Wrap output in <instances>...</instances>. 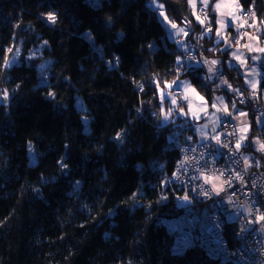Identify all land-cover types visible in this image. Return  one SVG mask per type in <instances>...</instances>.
Segmentation results:
<instances>
[{"label": "trees", "instance_id": "obj_1", "mask_svg": "<svg viewBox=\"0 0 264 264\" xmlns=\"http://www.w3.org/2000/svg\"><path fill=\"white\" fill-rule=\"evenodd\" d=\"M153 1L0 0V264H220L200 247L171 254L163 222L194 199L167 176L182 148L205 137L177 115L163 121L160 90L187 79L211 102L220 93L231 105L222 77L249 88L212 34V4L201 44L203 56L220 61L215 91L204 67H186ZM158 1L171 22H190L189 46L202 28L189 0ZM237 1L249 30L264 27V0ZM258 89L264 94V66ZM241 107L251 118L241 153L264 167L253 142L264 126ZM225 228L234 245L236 224Z\"/></svg>", "mask_w": 264, "mask_h": 264}, {"label": "built area", "instance_id": "obj_2", "mask_svg": "<svg viewBox=\"0 0 264 264\" xmlns=\"http://www.w3.org/2000/svg\"><path fill=\"white\" fill-rule=\"evenodd\" d=\"M207 15L209 16V7H204L197 0V16L204 21L201 32L212 25ZM182 24L192 29L187 19H183ZM240 33L237 40L242 44ZM184 50L187 68L199 64L203 66L204 51L201 38L195 36ZM203 80L211 85V78L207 72L203 75ZM174 92L177 97L183 95L180 89ZM233 99L240 106L251 107L257 119L264 120V94L258 89L238 91L233 95ZM221 115L222 124L215 134L220 135L221 142L217 143L212 138L215 136L213 135L205 137L203 141L185 145L175 172L167 176V184L182 190L184 197L194 199L192 206L180 217L166 219L163 222L174 237L171 251L176 255H182L188 248L200 247L211 259L220 264H264V245L258 236V231L264 230V221L257 219L264 215V167H259L254 158L243 156L239 132L234 121L224 108L221 109ZM262 125L264 126V123ZM263 139L264 137H261L262 144ZM237 142H240L239 149L235 147ZM257 149L259 155H264V150ZM221 172L224 173L223 176H220ZM237 173L242 180L236 178ZM205 177L210 178L208 182ZM229 180L231 186L226 183ZM205 192L208 194L205 195ZM242 206H247L250 213L230 222L237 227L234 231L236 243L233 245L226 234L225 224L229 222L227 216L239 212Z\"/></svg>", "mask_w": 264, "mask_h": 264}, {"label": "rangeland", "instance_id": "obj_3", "mask_svg": "<svg viewBox=\"0 0 264 264\" xmlns=\"http://www.w3.org/2000/svg\"><path fill=\"white\" fill-rule=\"evenodd\" d=\"M222 1V0H221ZM233 4L235 5V7H237V13H239V15L233 12V10H230V4L226 5L225 8V15H223V17L221 19L224 20V23L226 24L228 19H232L231 16L228 15V13L231 11L234 15H236L237 17H239V19L233 21L235 23V33L237 34L238 32L240 33V31H245V33H248V35H245V38H243V36H240L241 39H244L245 41V45H251V47L253 49L255 48H264V39H262V36H264V27H258L257 30H249L248 26L246 23H244V20H242V16H241V7L238 3L237 0H232ZM200 4L204 5L203 0H200ZM213 0H208V6L210 7V5L212 4ZM92 3H96L92 2ZM154 3V5H158L160 6V9L163 11V4L158 1V0H154L152 2V4ZM221 3V2H220ZM189 4L190 7L192 9V13L197 17V6H196V0H189ZM162 5V7H161ZM225 6V4H224ZM158 10V8H156ZM233 9V8H232ZM158 14V19L160 20V22L163 24V26L165 27V29H167L168 32H171L170 30V24L171 21L168 19V17L165 15L164 12H157ZM231 17V18H229ZM251 18V17H250ZM200 24L202 25V28H204V22L201 23L202 20L198 19ZM243 24L244 26L241 27L240 25ZM183 25V24H182ZM182 27H179V29ZM188 28V27H187ZM184 29V28H183ZM238 29V30H237ZM189 30V28H188ZM187 29H184V32L187 33L188 38H189V33H188ZM220 31V35H215L216 37V43L219 40V44H220V48L222 51H228L230 54V57L228 59V61L226 62L227 66L229 67H237L240 70V73L244 76L245 82H246V86L250 89V87H252V84H256V88H259V84H260V79H261V67L264 66V52H260V51H249V49L247 47L242 48L240 47L239 43H237L236 38L234 37L233 34L229 33L227 30V26L222 27L221 24L219 23L218 28L216 30ZM198 32H201V30H198ZM242 33H240L241 35ZM184 34V38L187 36ZM258 37L259 39H250L249 37ZM195 38V36H194ZM194 38L191 39V41L194 40ZM172 39L178 44L179 48L181 50L185 49L184 44H181V41L179 38H173ZM41 49L36 50L35 52H33L31 54V57H36V58H40L41 54H40ZM185 53V52H184ZM183 53V55H184ZM233 53H235L237 56H240V60H237ZM19 52L14 55V57H12V63H16L17 62V57H18ZM185 56V55H184ZM252 57H259V59L253 60ZM203 60L205 62L206 68L209 69V67L214 68L213 72H209V77L211 78V80L215 79L216 77V72L218 71V65L220 64V61L218 58L215 59V61H218V63L212 65L210 62V60L206 57L203 56ZM241 60L246 61V63L242 64ZM185 62L187 63V59L185 57ZM50 63L46 60H42L39 64V71L40 73L44 74L45 71L48 69ZM216 66V68H215ZM176 69H179L178 67H176ZM206 70V69H205ZM209 71V70H208ZM221 71V70H220ZM207 72V71H206ZM208 73V72H207ZM205 82V81H204ZM206 83V82H205ZM183 84H187L190 85L189 89L187 90V92L185 91L184 87L180 86ZM207 84V83H206ZM208 85V84H207ZM230 85V84H229ZM229 85L226 87V90L233 96L235 93H237V89L238 88H233L232 85H230L231 87H229ZM211 89H213L212 91H215L216 88L218 86H215L213 84L209 85ZM176 89H180V91H183V95L187 94L189 96V99L192 101V107L193 109L196 111L197 115L199 116V119H196L193 117V115L191 114V112H189V101H186L183 99V95L180 97H177L174 95V91ZM191 89H195V93L199 94V97H203V101H201L196 95L195 93L191 92ZM239 90V89H238ZM161 91V90H160ZM171 92L176 98H177V104L179 106V108H181V103H184L183 106V111L185 114H181L178 109L177 106L172 105L171 103V98L167 95L168 92ZM178 91V90H177ZM165 96L163 99V104H162V111H161V115H162V119L164 122H166L167 120L164 118V114L167 113V111H169V109H172L171 112V116L172 115H177L178 118H182V120L189 122V124L196 130V132H198V134L201 137H208V136H213L217 133V131L219 130L221 124H222V115H221V106H223V104H219L217 102V98H222V101L224 102V104L227 106V112L229 115H231V117H237V116H247L246 119V125L244 126V128L246 129V131H242L243 127L241 128V132H239V127L237 126L236 122L234 121L235 124V128L236 130L239 132V137H240V142H241V146L243 147V141L246 144L247 140L249 139V135L251 134V123H250V116L248 114V111L244 108H242L240 105H238L236 102L233 101V103L231 102V105L229 102L226 101V96L223 95H218L220 93H214L215 96L212 99V102L210 100H208L196 87L192 86L189 81L187 79H181L179 80L175 85H172V87L169 89H165L164 90ZM2 97V96H1ZM79 103L81 102V99H78ZM167 101V102H166ZM206 102V107L202 106L204 105V103ZM213 104L216 105V107H213ZM224 105V106H225ZM233 105H235V107H233ZM224 108V107H223ZM219 109V111L217 110ZM226 112V113H227ZM207 113V114H205ZM241 113H246V115H241ZM214 114V115H213ZM218 118V119H217ZM264 123V120H258L257 119V125L260 126ZM206 126V127H205ZM263 126V125H262ZM215 127V132H213V128ZM202 129H203V133H206V136L202 133ZM259 131V130H258ZM241 137H244L243 140H241ZM256 140L261 141V138L259 136H256V139H253V142H256ZM264 141V139H263ZM258 142V141H257ZM258 146V145H257ZM259 149L260 146H258ZM244 157H248V155H243ZM251 157V156H249ZM258 166L259 167H263V162L261 159L258 160ZM249 210L247 206H242L241 210L237 213H233L229 216H227V220L229 222H234L237 221L241 215H249ZM258 236L261 240V242L264 245V230L261 229L260 231H258Z\"/></svg>", "mask_w": 264, "mask_h": 264}, {"label": "snow or ice", "instance_id": "obj_4", "mask_svg": "<svg viewBox=\"0 0 264 264\" xmlns=\"http://www.w3.org/2000/svg\"><path fill=\"white\" fill-rule=\"evenodd\" d=\"M203 3H204V7H207L208 0H203ZM161 7H162V5H161ZM221 7H222V5H221L220 3L215 4V9H216V10L221 9ZM223 15H224V13H221V16H222V17H223ZM228 15L232 17V20H233V21L239 19V17H237L236 15H234L232 12H229ZM245 15H247V14H245ZM251 15L254 17V16H255V13L252 12ZM48 18H49L50 20H52L53 22H55V16H54V15L49 14V17H48ZM197 19H200L199 16H197ZM203 22H204V21H201V23H203ZM218 23H220L222 27L226 26L225 23H224V20H223V19H221L220 21H218ZM244 23H247V20H245ZM240 26L243 27L244 25L241 24ZM255 26H256L255 22H254L252 25H249V27H255ZM173 27H178V26L175 25V24H173ZM237 30H238V29H237ZM208 31H211V29L209 28ZM180 32H184V29H183V28H180L179 31L176 33V35H179ZM184 34L187 35L186 32H184ZM216 35H218V36L220 35V31H219V30L217 31ZM243 35H248V33H242L241 36H243ZM249 38H250V39H256V40L259 39L258 37H251V36H250ZM219 42H220V41L218 40V41H217V44H219ZM237 43H239V41H237ZM181 44H182V42H181ZM245 47H247V48L249 49V51H253V50H255V51L264 52V48H255V49H253V48L251 47V45H245ZM9 51H11V49H9ZM233 55H234V57H235L237 60H240V56H237L235 53H233ZM190 59H193V58L190 57ZM252 59H253V60H256V59H259V57H252ZM210 63H211L212 65H214V64L218 63V61H211ZM241 63L244 64V63H246V61L241 60ZM177 64H180V61H179V60H177ZM5 66H6V67L9 66L7 62H5ZM208 70H209V72H213V71H214V69H213L212 67H209ZM165 83H166V87H168L169 89L172 87L171 84H167V82H165ZM173 83H175V81H173ZM157 84H159V82H157ZM180 86L184 87V89H185L186 92H187V90H188L189 87H190V85H187V84H183V85H180ZM229 87H231V86L229 85ZM252 87L255 89V88H256V84H252ZM236 91L238 92L239 90L237 89ZM191 92H192V93H195V89H191ZM167 95L171 98V103H172V105L177 106L178 111H179L181 114H185V115H186V113H184L183 109H182V108H179V106H178V104H177V98H176V97H175L170 91L167 93ZM195 95H196L201 101H203V97H199V94H198V93H195ZM241 95H242V93H241ZM254 95H255V93H254ZM164 96H165L164 90L161 89V91H160V98H161V101H163ZM183 99L186 100V101H189V104H188L189 112H191V114L193 115L194 118L199 119V116L197 115L196 111H195V110L193 109V107H192V101L189 99V96H188L187 94H184V95H183ZM217 99H218L220 102H222V98H217ZM242 102H243V101H242ZM203 107H206V102L204 103V105L202 106V108H203ZM213 107L215 108L216 105L213 104ZM233 107H235V105H233ZM217 110L219 111V109H217ZM224 110L227 111V106H226V105L224 106ZM171 112H172V109H169V111H168L167 113L164 114V118H165L166 120L171 116ZM205 114H207V113H205ZM213 115H214V114H213ZM241 115H246V113H241ZM217 119H218V118H217ZM205 127H206V126H205ZM242 131H246V129H244V130H242ZM213 132H215V127L213 128ZM202 133H203V129H202ZM203 134L206 136V133H203ZM212 138L215 139V140L217 141V143H220V142H221V141H220V135H219V134L215 135V136L212 137ZM243 139H244V137H241V140H243ZM224 146L227 147V144H225ZM235 147H236V149H239V148H240V142H237L236 145H235ZM260 148H261V150H264V144H261V145H260ZM201 158H203V154H201ZM182 167H183V163H182ZM223 175H224V173L221 172V173H220V176H223ZM236 178L242 180V177H240L239 173L236 174ZM209 179H210V178L205 177L206 182H208ZM226 183H228L229 186H231V181H230V180H229V181H226ZM207 194H208V193L205 192V195H207ZM217 194H218V193H217ZM184 199L187 200L188 197L185 196ZM257 219L260 220V221H264V215L259 216Z\"/></svg>", "mask_w": 264, "mask_h": 264}, {"label": "crops", "instance_id": "obj_5", "mask_svg": "<svg viewBox=\"0 0 264 264\" xmlns=\"http://www.w3.org/2000/svg\"><path fill=\"white\" fill-rule=\"evenodd\" d=\"M199 2H200V0H199ZM221 2V3H220ZM196 3H197V0H196ZM201 3V2H200ZM217 3H220L221 5H222V7H221V9H219V10H216L215 9V4H217ZM224 4H225V6H224ZM227 4H230V10H233V12L236 14L237 13V7H235V5L233 4V1L232 0H216L215 2H214V4H213V2H212V13L213 14H215V16H216V28L214 29V32L215 33H212L213 35L215 34L216 35V30H217V28H218V25H219V23H218V21H220L221 20V18H222V16H221V13H224V15H225V8H226V5ZM207 6H208V4H207ZM211 6V5H210ZM153 7L156 9V8H158V10H157V12H164V11H162L161 9H160V6H156V5H154V3H153ZM233 8V9H232ZM231 12V11H230ZM238 15H239V13H237ZM241 16H242V20H244V17L246 16L245 15V13L243 12V10L241 9ZM229 18H231V17H229ZM246 20V19H245ZM197 22L200 24V22H199V20L197 19ZM173 24H175V23H173V22H171V24H170V30H171V32H168V35H169V37H170V39L172 40V41H174L173 39H172V37L173 38H179L180 39V41L184 44V47H187L186 45H187V42H188V35L184 38V32H180V34L179 35H176V33L179 31V27H182V28H184V29H187L186 28V26L185 25H178V24H175V25H177L178 27H173ZM201 25V24H200ZM226 26H227V30H230V29H233L232 31L234 32L233 33V35H234V37H237V35L239 34V32L236 34L235 33V23L232 21V19H228L227 20V22H226V24H225ZM167 30V29H166ZM230 33V32H229ZM175 42V41H174ZM178 45V44H177ZM203 67L206 69V71L208 72V74H209V71H208V69L206 68V65H205V62H203ZM215 68H216V66H215ZM214 69V68H213ZM230 83H229V81H228V79H226V78H224V77H222L221 79H220V82H219V84H218V86L219 87H224V88H226L228 85H229ZM250 88H252V89H254L253 87H250ZM217 102L219 103V104H223V106H221V108H223L224 107V102L222 101V102H220L218 99H217ZM227 105V104H226ZM227 112V111H226ZM227 114H228V112H227ZM229 116H231V115H229ZM247 116H237V117H231L235 122H236V124H237V126L239 127V132H241V128L243 127V130L245 129L244 128V126L246 125V118ZM241 135H242V132H241ZM258 141V142H257ZM256 145H258V146H260L261 144H262V142L261 141H259V140H256V143H255ZM258 146H257V148H258ZM250 156V155H249Z\"/></svg>", "mask_w": 264, "mask_h": 264}, {"label": "bare ground", "instance_id": "obj_6", "mask_svg": "<svg viewBox=\"0 0 264 264\" xmlns=\"http://www.w3.org/2000/svg\"><path fill=\"white\" fill-rule=\"evenodd\" d=\"M208 34H211V32H209ZM206 32H196V33H194V35L195 36H197V37H199V38H201V39H203V37L205 36V35H208ZM236 40H237V38H236ZM238 41V40H237ZM239 45H240V47H243V48H245V41L244 40H242V44H240L239 43ZM185 48H187V47H185ZM183 52H185V50L183 49L182 50ZM197 66H201V68H203V66L201 65V64H199V65H197ZM193 67H195V66H193ZM259 90V89H258ZM223 119V118H222ZM193 248H195V247H193ZM193 248H188V250H190V249H193ZM202 249V248H201ZM204 252H205V250L204 249H202ZM206 253V252H205ZM171 254L173 255V253H172V251H171Z\"/></svg>", "mask_w": 264, "mask_h": 264}, {"label": "water", "instance_id": "obj_7", "mask_svg": "<svg viewBox=\"0 0 264 264\" xmlns=\"http://www.w3.org/2000/svg\"><path fill=\"white\" fill-rule=\"evenodd\" d=\"M3 102V99H0V103Z\"/></svg>", "mask_w": 264, "mask_h": 264}]
</instances>
